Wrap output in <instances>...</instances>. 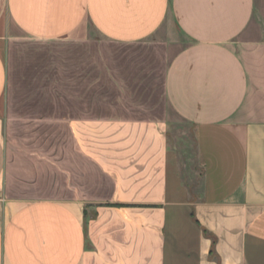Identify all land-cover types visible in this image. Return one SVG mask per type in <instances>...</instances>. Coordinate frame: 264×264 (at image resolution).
Here are the masks:
<instances>
[{"label":"crops","instance_id":"crops-1","mask_svg":"<svg viewBox=\"0 0 264 264\" xmlns=\"http://www.w3.org/2000/svg\"><path fill=\"white\" fill-rule=\"evenodd\" d=\"M0 264H264V0H0Z\"/></svg>","mask_w":264,"mask_h":264},{"label":"rangeland","instance_id":"rangeland-1","mask_svg":"<svg viewBox=\"0 0 264 264\" xmlns=\"http://www.w3.org/2000/svg\"><path fill=\"white\" fill-rule=\"evenodd\" d=\"M55 43H29L24 41H14L10 45V65H11V79H12V90L11 93H20L22 82L19 77L24 71L27 63H30L31 60H34L32 56H28V54L24 53L26 49H41L45 52L53 51V47ZM46 57L53 56L52 54H47ZM172 129L173 133L170 135V140L172 144L178 146V150H186L188 152L187 155H184V158L192 159L193 158V147H192V139L188 132V128L183 124H177V127ZM171 129V128H170ZM176 130V131H175ZM175 137V138H174ZM179 137V139H178ZM181 137V141H180Z\"/></svg>","mask_w":264,"mask_h":264}]
</instances>
